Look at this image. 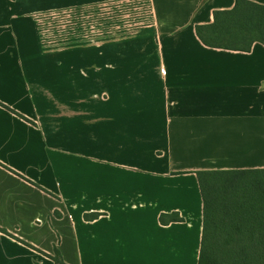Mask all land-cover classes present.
Listing matches in <instances>:
<instances>
[{
	"label": "crops",
	"instance_id": "1",
	"mask_svg": "<svg viewBox=\"0 0 264 264\" xmlns=\"http://www.w3.org/2000/svg\"><path fill=\"white\" fill-rule=\"evenodd\" d=\"M122 1L0 0V264H198L196 172L264 170V45L196 30L236 0L45 42L42 15Z\"/></svg>",
	"mask_w": 264,
	"mask_h": 264
},
{
	"label": "trees",
	"instance_id": "2",
	"mask_svg": "<svg viewBox=\"0 0 264 264\" xmlns=\"http://www.w3.org/2000/svg\"><path fill=\"white\" fill-rule=\"evenodd\" d=\"M150 19L142 25L153 20V10ZM196 30L201 42L209 48L251 52L255 44L264 45V5L236 0L233 9L216 11L211 24L197 26ZM80 33L85 34L79 32L61 41L77 42L86 38ZM196 174L204 206L198 264H264V170L199 171ZM169 218L172 222L182 221L179 215ZM50 257L58 264L63 263L59 251Z\"/></svg>",
	"mask_w": 264,
	"mask_h": 264
},
{
	"label": "rangeland",
	"instance_id": "3",
	"mask_svg": "<svg viewBox=\"0 0 264 264\" xmlns=\"http://www.w3.org/2000/svg\"><path fill=\"white\" fill-rule=\"evenodd\" d=\"M151 10L150 0H127L82 10L72 9L65 14H44L39 18V25L46 43L66 45L76 42L61 40L79 32H85L80 34L91 37L115 29L124 31L144 26L142 22L151 20Z\"/></svg>",
	"mask_w": 264,
	"mask_h": 264
}]
</instances>
